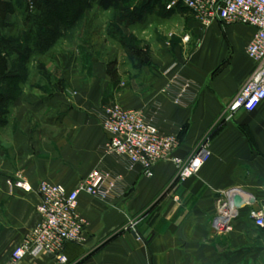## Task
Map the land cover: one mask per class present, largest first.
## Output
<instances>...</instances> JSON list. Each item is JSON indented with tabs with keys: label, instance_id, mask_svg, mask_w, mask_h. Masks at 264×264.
Masks as SVG:
<instances>
[{
	"label": "crops",
	"instance_id": "crops-1",
	"mask_svg": "<svg viewBox=\"0 0 264 264\" xmlns=\"http://www.w3.org/2000/svg\"><path fill=\"white\" fill-rule=\"evenodd\" d=\"M169 1L156 0L133 19L148 33L140 37L143 52L116 43L98 54L86 33L49 52L61 79L49 94L22 96L15 127L0 131V264L39 223L41 182L74 189L94 170L120 180L107 199L80 193L85 241L65 244L67 262L42 252L13 264H264V227L250 216L264 214V101L254 111L226 113L255 67L246 50L255 29L205 26L184 4L168 9ZM32 12L27 0H0V30L17 37ZM92 23L85 20L84 29ZM108 104L143 111L162 134L179 139L176 154L184 159L208 137L209 160L184 180L171 161L145 175L141 164L103 148ZM18 173L30 191L10 183ZM235 192L247 197L233 229L217 233L211 220ZM131 218L135 230H128Z\"/></svg>",
	"mask_w": 264,
	"mask_h": 264
},
{
	"label": "built area",
	"instance_id": "built-area-1",
	"mask_svg": "<svg viewBox=\"0 0 264 264\" xmlns=\"http://www.w3.org/2000/svg\"><path fill=\"white\" fill-rule=\"evenodd\" d=\"M34 8V0H27ZM178 2L193 12L195 18L205 26L214 21L227 24H244L255 29L247 45V53L255 62V67L248 80L241 85L237 94L226 108L228 117H233L239 110L254 111L264 101V0H171L167 8H174ZM186 36L185 38H187ZM103 128L110 139L104 149L127 157L133 164L143 166L144 174L152 176L154 166L161 161H171L178 169L180 179L197 176L211 156L210 139H203L195 152L184 159L176 154L180 145L175 135H164L157 124L141 110L125 108L120 104L106 105L102 114ZM120 176L92 171L74 189L63 184L43 181L38 191L41 202L38 205L40 221L17 245L6 264H13L36 257L42 252L55 255L60 263H66L63 253L68 242L85 241V221L79 215L78 199L81 192L103 199L109 198ZM17 186L30 191V185L19 180ZM232 199H225L219 205L211 225L217 233H227L233 229V221L239 215ZM250 216L258 226L264 227V214L252 210Z\"/></svg>",
	"mask_w": 264,
	"mask_h": 264
},
{
	"label": "rangeland",
	"instance_id": "rangeland-1",
	"mask_svg": "<svg viewBox=\"0 0 264 264\" xmlns=\"http://www.w3.org/2000/svg\"><path fill=\"white\" fill-rule=\"evenodd\" d=\"M35 1L36 0H34V8H31L33 12L37 9V7H35L36 5ZM149 1L153 2L151 0H117L115 7L106 10L101 8L102 10L99 11L96 8L98 7L97 0H90L92 4L91 10L90 11L88 9L86 10V12L89 11L90 13L87 14L85 12V14L81 17V19L75 24L74 28L66 30L64 37L54 47V50L57 49L59 52H61L62 48L70 45L71 40L79 34L80 39L81 38L83 39V37L85 36L92 38L91 39L93 44L92 49L97 51L98 54L107 51L110 52L111 49L113 50L115 48L116 43H120L124 47L125 51L127 50V52H133L132 50L133 47L136 48L137 50L139 49L140 52H143V50L146 49L147 45L144 43V39L141 40L140 37H142L143 35L147 36L148 33L147 32L143 33L139 31L141 28L137 25V22H133V19L135 18L134 20H137L138 17L136 14L133 15L131 13L132 10H134L137 6L142 7L144 4H149L150 3ZM27 2L28 5L30 6L29 1ZM183 4L184 2L181 3L178 2L177 6ZM117 10L119 11V13H117ZM85 20L88 23L90 20L91 21L93 20V23L92 25H90V28L86 27L84 29L83 23ZM132 31H135V33H133ZM3 33L4 31L0 30V35H2ZM84 33H86L85 36H83ZM121 36L123 37V40ZM82 41L81 43H83ZM2 45L3 42H0V49L2 48ZM128 45H130L131 47ZM102 46L105 47L104 50L101 48ZM145 53H147V50L145 51ZM48 55L49 53L43 56H37L32 61L30 65V74L25 84L22 85V91L19 93V96L11 105H9L8 108H6L5 114L0 113V122H1L0 131L4 129L3 127H6L7 132L10 133L12 131L11 126L15 127L14 123L16 121L17 113H18L17 102L22 96H25V94L26 97L27 96L31 97L30 96L31 94L32 95H37V94L41 95V93L49 94L53 89V87H55L56 85V84H52L53 79L54 78L57 80L59 78L61 79L60 76L62 74L60 68H57L58 66L57 67L53 66L52 63L53 61L51 60V58H49ZM61 64H63V61L61 62ZM9 67H10V61L9 60L7 61L4 52H1L0 70L3 71V69L5 68L6 71H8ZM52 67L53 69H51ZM108 105H113V104H108ZM4 121L5 123H2ZM21 179L29 184L27 179L21 173H18L17 179L15 180L11 179L10 183L17 186V182ZM135 220L137 219L135 218L130 219V221L127 224L130 226V229L128 230H135V226H136V224L134 225Z\"/></svg>",
	"mask_w": 264,
	"mask_h": 264
},
{
	"label": "trees",
	"instance_id": "trees-1",
	"mask_svg": "<svg viewBox=\"0 0 264 264\" xmlns=\"http://www.w3.org/2000/svg\"><path fill=\"white\" fill-rule=\"evenodd\" d=\"M116 3L117 0H97L98 6L105 10L115 7ZM151 4L152 2L142 7L137 6L131 14H138L142 8ZM91 7L90 0H39V13L32 12L27 16V26L23 27L17 37L0 35V42H3L0 53L4 52L5 58L10 61L8 71L5 68L0 70L1 114L6 113V108L22 91L35 57L51 52L64 37L66 30L74 28ZM121 38L123 40L122 36Z\"/></svg>",
	"mask_w": 264,
	"mask_h": 264
},
{
	"label": "water",
	"instance_id": "water-1",
	"mask_svg": "<svg viewBox=\"0 0 264 264\" xmlns=\"http://www.w3.org/2000/svg\"><path fill=\"white\" fill-rule=\"evenodd\" d=\"M245 197H247V195L240 193V192H235L233 193V195L231 196V199L235 205V207L239 208L242 206ZM133 233L136 235V232L133 231Z\"/></svg>",
	"mask_w": 264,
	"mask_h": 264
}]
</instances>
